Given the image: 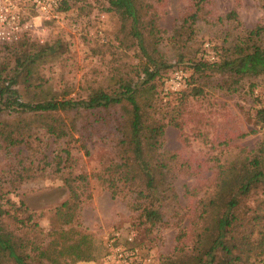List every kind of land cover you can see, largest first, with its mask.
Masks as SVG:
<instances>
[{
	"label": "rangeland",
	"instance_id": "1",
	"mask_svg": "<svg viewBox=\"0 0 264 264\" xmlns=\"http://www.w3.org/2000/svg\"><path fill=\"white\" fill-rule=\"evenodd\" d=\"M66 1L67 10H57L56 18L41 22H31L35 12L27 6L25 20L31 24L19 41L25 39L55 50L38 61L33 83H43L44 89L79 100L97 89L110 91L122 81H139L146 61L134 37L131 20L122 10L110 9L105 0ZM147 3L151 7L144 20L154 18L162 34L158 50L164 61L160 66L163 75L169 76L174 68H184L190 77L187 92L192 87L202 91L201 95H191L180 103L178 94L163 99L162 86L157 82L153 115L170 122L162 147L164 152L178 157L169 175L175 196L163 210V225L147 234L138 225L137 213L130 210L131 199L124 192L113 198L95 178L116 157L114 139L104 132L73 142V172L87 176V182L79 186L81 228L94 236L96 256L95 261L77 264L166 263L177 246L179 234L186 233L183 243L189 242L194 208L211 189L217 167L242 151L254 152L261 140V133L252 132L246 116H253L259 107H264V83L247 79L237 83L228 71L219 72L215 68L194 73L190 63L197 60L206 42L217 49L218 63L223 62L224 50L238 41L242 31L264 25V0H208L194 32L180 37L174 36V31L194 10V0H147ZM232 11L237 14V21L225 18ZM15 46L0 45V66L13 60ZM17 79L22 101L35 98L33 93L26 92L22 74ZM225 80L231 90H226ZM10 118L5 113L1 115V119ZM42 132L27 147L7 148L0 142V196L3 202L9 200L25 206V210L16 212V217L25 223L27 214H33L26 226L7 219L9 228L25 239L37 238L46 245L52 233L61 227L55 211L69 194L53 164L64 141ZM184 228L189 229L184 232ZM130 247L138 250L136 260ZM6 264L15 263L9 260Z\"/></svg>",
	"mask_w": 264,
	"mask_h": 264
},
{
	"label": "trees",
	"instance_id": "2",
	"mask_svg": "<svg viewBox=\"0 0 264 264\" xmlns=\"http://www.w3.org/2000/svg\"><path fill=\"white\" fill-rule=\"evenodd\" d=\"M110 9L122 10L132 25L137 45L145 58L139 81H122L110 91L97 89L83 99L74 100L60 96L43 83L34 84V67L52 47L20 40L13 44V60L0 66V142L5 147H27L30 140L43 130V134L64 141L53 159L54 170L68 190V199L55 211L61 224L50 240L44 244L39 239H25L9 228L7 219L26 226L33 219L28 213L26 223L16 217L25 210L0 196V264L12 260L15 264H77L95 261L94 236L82 230L81 196L79 186L87 182L85 174H75L72 169L71 144L78 139L102 135L104 132L115 141L116 157L99 171L95 178L110 191L113 198L124 192L137 213L138 225L152 234L164 223L163 210L174 197L170 173L177 155L163 151V138L168 123L157 118L155 99L157 82L162 86V97L179 95L180 103L189 96H199L202 91L190 85V77L174 93L164 91V63L158 45L162 34L153 19L144 20L151 5L147 0H105ZM208 0H194V10L182 20L174 36H188L194 32L200 12ZM67 10V1L61 9ZM237 21L232 11L226 17ZM237 42L224 50L223 62L219 53L212 50L215 59L206 57L202 44L198 58L190 63L194 73L214 68L228 71L237 83L243 80H261L264 83V25L242 31ZM208 43V42H206ZM161 66V67H160ZM168 68V66H167ZM187 72V71H186ZM22 74L28 101H22L17 77ZM230 89L227 80L223 81ZM257 86V85H256ZM254 84L251 85V92ZM233 92L237 91L232 89ZM11 116L1 119L2 114ZM246 121L259 131L261 140L252 153L242 151L233 160L217 167L211 189L197 201L192 225L188 231L189 242L183 243L186 233L179 234L174 252L164 264H264V107L247 115ZM180 129L179 125L174 124ZM7 206V207H5ZM13 211L14 213H11ZM19 217V216H18ZM32 227V225H31ZM29 230V228L27 229ZM127 244L131 243L129 241ZM133 260L137 249L130 247ZM129 259V256L126 257ZM7 260V261H6Z\"/></svg>",
	"mask_w": 264,
	"mask_h": 264
},
{
	"label": "built area",
	"instance_id": "3",
	"mask_svg": "<svg viewBox=\"0 0 264 264\" xmlns=\"http://www.w3.org/2000/svg\"><path fill=\"white\" fill-rule=\"evenodd\" d=\"M66 0H0V45L13 44L21 38L28 30L32 21H43L56 18L58 5ZM30 6L35 15L31 22L25 20L27 6ZM206 57L213 61L215 59L212 45L204 44ZM188 74L183 69L174 71L164 81V91L174 93L183 87L187 81ZM131 240L130 238L128 239Z\"/></svg>",
	"mask_w": 264,
	"mask_h": 264
}]
</instances>
